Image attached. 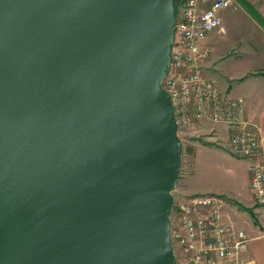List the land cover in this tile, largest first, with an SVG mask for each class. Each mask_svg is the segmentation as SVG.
<instances>
[{"label": "water", "instance_id": "1", "mask_svg": "<svg viewBox=\"0 0 264 264\" xmlns=\"http://www.w3.org/2000/svg\"><path fill=\"white\" fill-rule=\"evenodd\" d=\"M175 0H0V264H175Z\"/></svg>", "mask_w": 264, "mask_h": 264}, {"label": "built area", "instance_id": "2", "mask_svg": "<svg viewBox=\"0 0 264 264\" xmlns=\"http://www.w3.org/2000/svg\"><path fill=\"white\" fill-rule=\"evenodd\" d=\"M233 4L234 0H175L171 64L162 87L172 102L180 138L193 128L210 127L209 138L247 163L258 238H264V134L243 116L244 100L224 94L217 81L202 70L211 54L206 41L221 28V12ZM222 129L224 138H220ZM174 197L171 240L175 264H257L248 256L252 238L245 226L232 219L231 205L225 199Z\"/></svg>", "mask_w": 264, "mask_h": 264}, {"label": "crops", "instance_id": "3", "mask_svg": "<svg viewBox=\"0 0 264 264\" xmlns=\"http://www.w3.org/2000/svg\"><path fill=\"white\" fill-rule=\"evenodd\" d=\"M221 18V28L206 41L211 54L202 70L224 94L244 100L243 116L264 134V0H234ZM210 131V127L195 128L191 133L194 140L188 148L190 165L182 194L225 199L232 219L245 226L252 238L248 256L264 264V238H258L259 226L251 210L248 165L209 138ZM221 133L224 138L225 130ZM240 208L249 209V214Z\"/></svg>", "mask_w": 264, "mask_h": 264}, {"label": "rangeland", "instance_id": "4", "mask_svg": "<svg viewBox=\"0 0 264 264\" xmlns=\"http://www.w3.org/2000/svg\"><path fill=\"white\" fill-rule=\"evenodd\" d=\"M194 129L195 128H193V129L187 131L185 134L181 135V140L183 142V171L181 173L180 183H179V185H178V187L174 193L175 196H178V197L181 195H184L182 193H183V189L186 187V179H187L189 165H190V157H189V153H188V148L190 146L191 141L194 140L190 137L192 135L191 133H192V131H194ZM199 141L204 142V140L200 139V138H199ZM240 209L247 211V213L249 214V209H245V208L244 209L240 208ZM251 210L254 211L253 204L251 206ZM253 214H254L255 218L258 216L255 214V212Z\"/></svg>", "mask_w": 264, "mask_h": 264}]
</instances>
